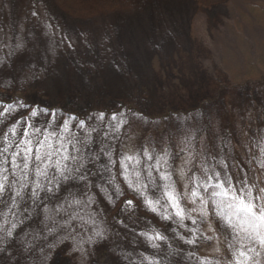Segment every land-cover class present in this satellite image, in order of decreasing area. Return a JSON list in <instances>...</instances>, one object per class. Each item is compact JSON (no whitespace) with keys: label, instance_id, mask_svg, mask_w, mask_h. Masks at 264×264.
Returning <instances> with one entry per match:
<instances>
[{"label":"rangeland","instance_id":"374dc122","mask_svg":"<svg viewBox=\"0 0 264 264\" xmlns=\"http://www.w3.org/2000/svg\"><path fill=\"white\" fill-rule=\"evenodd\" d=\"M261 4L0 0V150L5 136L20 147L30 139L36 151L40 142L51 143L53 153L79 141L68 144L84 165L72 175L88 177L62 181L54 195L41 191L34 202V181L47 184L35 175L40 162L33 159L25 175L12 166L14 159L22 162L13 156L15 145L0 156L8 158L2 165L8 182L19 188L24 177L28 184L22 198L10 191L0 200V224L17 225L0 241V264H235L234 248L247 251L248 242L237 239L212 201L202 218V202L191 193L205 180L254 194L264 188V77L244 80L264 70V13L247 9ZM125 155L140 161L128 162L133 187L119 163ZM159 157L160 169L151 167L149 179ZM166 184L179 193L183 220L170 206ZM212 190L198 189L205 198ZM213 200L231 212L230 196ZM249 246L259 253H249V264H264V249Z\"/></svg>","mask_w":264,"mask_h":264},{"label":"snow or ice","instance_id":"6c2138e0","mask_svg":"<svg viewBox=\"0 0 264 264\" xmlns=\"http://www.w3.org/2000/svg\"><path fill=\"white\" fill-rule=\"evenodd\" d=\"M11 105L8 106V108L5 111H10ZM31 115L35 116L37 113L33 111ZM99 120L103 121L104 116L103 114H100L97 117ZM71 119H76L75 117H72ZM112 120L115 121L116 117L113 116ZM79 126L81 128H84L85 124L84 121H79ZM30 127H32L30 125ZM113 127H117V125H113ZM64 130L65 132H69V123H64ZM95 131V129H93ZM11 132L15 133L16 129L12 128L10 129ZM36 131H40L39 129H36ZM51 134H49V137ZM49 137H45V140H49ZM5 141L7 143V146L4 147L2 150H0V156H3L4 153L9 152V148H11L13 145L18 151L13 152V156L16 158H21L20 163L17 162L16 159L12 160V166L14 168L20 169L21 172H24L25 175L27 171L31 170L32 168V160L35 159L36 161H39L40 164L35 168V175L37 177L42 178V180L46 181L47 184L42 183L40 180L34 181L35 183V189L31 191V197L34 198V202L37 200H40L39 193L41 191H45L47 193L55 194V191L60 188L62 181H68L70 179H78L81 181H87L88 177L86 174H80L79 176H73L72 173L80 172V168L84 165L79 161L78 157L71 154L68 148V144H72L73 147L75 146V143H79V141H72L69 140L67 144L61 143V147L55 150V153L52 151H49L48 149L52 148V144L48 143L45 145L44 142H40V149L38 151L34 150V146L32 144V141L26 140L24 142V146L20 147V144L9 140L5 136ZM90 142V141H89ZM77 152H79V149H76ZM104 149L101 148V152H103ZM59 156V159L53 160V155ZM99 156V153L96 154ZM105 155L108 156L109 160L112 163H116V161H112V153L109 151L105 153ZM144 155L147 156L148 160H152L153 157L147 152H144ZM167 155V152H165V156ZM164 157H159L156 160L155 165L150 166L149 170V179H152L151 177V167H155L157 171H159L161 163L163 162ZM69 161H74L77 164V167L72 168L69 167ZM135 161L136 164H139L140 161L136 156H128L125 155L124 158L119 161L120 165L124 168V176L125 179L129 185V187H133V182L128 178V162ZM8 163V158L5 157L2 161H0V200L3 199L4 194L9 193L10 191L15 192V197H23L24 189L28 187L27 179L24 177L21 178V180L16 181L20 185L19 188H16L14 184L9 183V176L7 175L8 169L2 167L3 164ZM223 163V162H221ZM51 169H54L55 171L52 172V175H49V171ZM206 171V170H205ZM136 175L139 176L140 173L137 171ZM183 175V173H182ZM218 176L219 173H216ZM161 179L169 180L170 176L161 173ZM198 178H193V182ZM211 179V178H209ZM111 183V181H110ZM226 182H221L216 185H210L205 180L202 184H197V187L195 190L192 191L191 195L192 197L196 198L198 197L200 201L202 202V206L199 209L202 218H207L210 213L207 210V205L209 201H212L216 205V215H218L224 223L233 231L236 232L237 239L239 241H247L248 243L243 244V247L247 249V251H243L241 249H235L233 250V255L236 257L235 264H249V261H252V256L249 255V253H256V255H259V253L256 251V248L250 247L249 245L252 243H258L261 247V249H264V188H258L257 192L254 194L251 188H240L236 189L235 186L231 187H225ZM227 183H230L227 182ZM146 187V185H144ZM200 187H204L205 191H207L209 188H212L213 190L210 192L209 196L205 198L198 189ZM216 189H220V191H216ZM102 191L106 192V189H101ZM134 191H140L139 185L133 188ZM166 195L167 199L170 201V206L172 208L177 209L175 212L176 216H179L181 220H183L184 217V210L180 206V196L179 193L175 192V188L171 184L165 185ZM116 191L119 193L120 189L117 186ZM187 195V192L185 193ZM230 196V201L227 203V208L231 210L230 213H226L223 208V201L219 200H213L214 197L219 196ZM15 197L12 198V206L17 207V203L15 200ZM91 199V197H89ZM147 204L150 206L151 210L153 212H157L158 209L156 205L151 200H146ZM73 204H81L82 201L80 200H73ZM158 203V202H157ZM193 203H195V199H193ZM126 204L131 206L133 202L131 200L126 201ZM11 211V209H10ZM48 209L45 208V212H47ZM235 217V221L233 219ZM164 219H170V216H164ZM8 221L7 219L4 220L3 224H0V232H2L4 235L0 236V241H3L5 237H12L13 231L12 229H15L17 225L13 223L11 225V228H7ZM193 223H196V221H193ZM241 233L244 235L241 236ZM96 235L102 236V232H97ZM158 238L164 239V237L159 236ZM211 239V237H209ZM195 241H188V243H194ZM51 247V246H50ZM230 247H233L230 245ZM4 251V249L0 248V252ZM47 259V257H46Z\"/></svg>","mask_w":264,"mask_h":264},{"label":"trees","instance_id":"16d2710c","mask_svg":"<svg viewBox=\"0 0 264 264\" xmlns=\"http://www.w3.org/2000/svg\"><path fill=\"white\" fill-rule=\"evenodd\" d=\"M260 8H261V11L264 13V4H261V7L251 6V5H249L247 7V9H249L251 12H253V11L254 12H260ZM262 77H264V70L263 69L254 73V74H251L250 76L246 77V79H244V80L247 82H252V81L256 82L255 80L262 78Z\"/></svg>","mask_w":264,"mask_h":264}]
</instances>
